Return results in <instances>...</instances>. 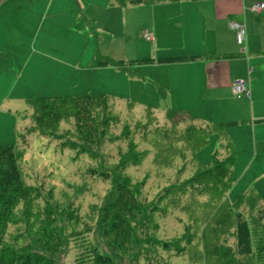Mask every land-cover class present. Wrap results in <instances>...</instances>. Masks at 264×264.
<instances>
[{
    "label": "rangeland",
    "instance_id": "374dc122",
    "mask_svg": "<svg viewBox=\"0 0 264 264\" xmlns=\"http://www.w3.org/2000/svg\"><path fill=\"white\" fill-rule=\"evenodd\" d=\"M257 2L264 0H243L241 14L245 8L255 15L251 8ZM244 22L248 29L247 19ZM149 49L143 58L151 57ZM22 61L17 59L16 68L0 73V146L10 145L18 152L27 184L88 221L77 223V236L66 237L64 219L75 212L57 213L51 205L53 222L41 229L34 248L42 260L98 264L94 256L101 254L111 264H264V176L232 174L224 180L226 186L199 184L212 168V154L218 150L225 156L220 136L197 150L186 138V116L177 115L185 111L164 106L153 86L137 80H127L115 91L102 92L106 87L99 84L63 88L73 97L101 93L108 100L51 103L44 118L46 130L41 131L30 100L40 97L42 87L28 79L29 69L21 76ZM46 89L45 96L64 92ZM171 111L176 115L170 118ZM93 169L115 172L121 188L118 183L113 186L115 176L106 179ZM17 188L18 178L5 192L12 201ZM44 195L33 201L27 220L43 212ZM4 209L7 206L0 204ZM24 225L21 221L8 228ZM239 225L248 229V246L245 238L241 240L246 247L239 246Z\"/></svg>",
    "mask_w": 264,
    "mask_h": 264
},
{
    "label": "crops",
    "instance_id": "0c3cea01",
    "mask_svg": "<svg viewBox=\"0 0 264 264\" xmlns=\"http://www.w3.org/2000/svg\"><path fill=\"white\" fill-rule=\"evenodd\" d=\"M242 3L0 0V73L16 68L17 59L23 60L18 68L21 76L31 71L28 79L40 84V97H73L63 88L90 89L98 84L106 87L102 92L115 91L127 80L153 86L164 106L185 111L177 115L186 116L182 120L187 127L225 125L209 137L208 142L220 136L226 144L225 156L216 150L212 163L214 157L222 160L234 154L232 174L263 177L264 11L252 15L243 8L242 15ZM245 19L247 44L242 47L231 22ZM145 31L152 39L143 36ZM148 46L151 57L143 58ZM100 57L128 65L123 69L95 66ZM175 57L200 58L162 61ZM238 79L249 83V97L234 95L232 84ZM47 86L54 91L60 88L63 95L45 96Z\"/></svg>",
    "mask_w": 264,
    "mask_h": 264
},
{
    "label": "trees",
    "instance_id": "16d2710c",
    "mask_svg": "<svg viewBox=\"0 0 264 264\" xmlns=\"http://www.w3.org/2000/svg\"><path fill=\"white\" fill-rule=\"evenodd\" d=\"M225 57H234L235 54H227L224 55ZM200 57H175V58H169L162 60L163 62H178V61H186V60H197ZM150 60H146L145 62H149ZM144 62V61H143ZM128 65L125 61H115L109 58H103L100 57L96 60L95 66L103 67V66H113L119 69L126 68ZM102 100L103 102H106L108 100L107 96L101 93H91L88 95H82L77 97H40L36 99L31 100V105L33 108V119L34 122L39 130H46V121H45V114L49 110L48 106L51 103H58L60 101H70V102H76V104H80L82 101L85 100ZM176 113L171 111L170 112V118L175 116ZM59 119L56 121V124L54 127H57L58 130V124ZM225 125H219L217 127H201V126H195L190 125L186 129V138L191 143L195 144L196 149L199 150L203 148L209 141V137L214 132H222ZM197 149V150H198ZM88 150V149H85ZM83 151V150H81ZM19 154L14 149L13 146L6 145V146H0V204H5V207L7 206V209L0 210V264H52L49 260H46L39 256V252L35 250V247L39 246V241L41 240V237L39 234L42 233L41 229L45 228L47 225V222H53V215L51 216L49 212L51 211L49 208L51 205H54L55 211L57 213H62L64 211H67L69 215L72 212H75L72 217H68L64 219V223L66 224L63 227V232L66 237H73L77 236L74 235L76 232L79 234L77 230V223H83L88 221L86 219H83L79 212L76 211L74 208L72 210H67V206H63L58 202L52 201V198L46 197L37 187L36 189L32 187L31 185L27 184L23 177V168L21 167V161L18 158ZM235 160V155L230 154L225 159H218L213 158V165L212 168L208 169L198 180L200 186L205 185V187H211L210 185H214L215 183H220V185L226 184L224 182L225 179H230L232 175L233 170V164ZM17 167L18 172H13V168ZM8 168V170H7ZM7 170V171H2ZM10 170V171H9ZM94 170V169H93ZM5 172V174L3 173ZM9 172V173H8ZM99 172V175L103 178L110 179L113 176H115L114 173L109 172H103V171H97L94 170V174H97ZM122 177V176H121ZM19 180V188L18 191L15 193L17 194L16 197H13V201L10 200V197H7L8 195L5 193L6 191H9L12 185L16 183V180ZM113 181V186H116L115 183H118V188H121V182L116 179ZM192 185V180L190 181ZM205 184H201L204 183ZM189 185V183H188ZM226 186V185H224ZM1 188L3 191H1ZM178 190H185L177 188ZM40 195H44L47 199V204L43 210L42 213H39L38 211L35 212L33 216H30L27 220V215L30 212V209L32 207V203L35 199H38ZM244 197V196H243ZM239 198L237 200V203L242 200V198ZM236 203V204H237ZM128 207V206H127ZM136 209V207H134ZM130 208V209H134ZM22 209V210H21ZM36 210V209H35ZM38 212V213H37ZM52 212V211H51ZM51 217V218H49ZM25 221L24 227L21 229H14L16 231H11V229L8 228L10 224H16L18 222ZM72 226H70V225ZM50 225V224H49ZM73 227V228H72ZM71 228V229H70ZM25 230V232H24ZM10 231L12 233L11 237H8L10 234ZM238 240H239V246L242 247L245 244V241L241 240L243 238L246 239V246L248 241V229L243 227L242 225H239L238 227ZM257 234L258 231H257ZM71 240V239H70ZM159 243V242H158ZM160 245H162L160 243ZM165 247H168V244H164ZM244 245V247H246ZM150 253H147L145 257H149ZM94 258L97 260L98 264H111L112 260L110 258H106L104 255L98 254L95 255ZM42 260V261H41Z\"/></svg>",
    "mask_w": 264,
    "mask_h": 264
},
{
    "label": "built area",
    "instance_id": "2783aa9c",
    "mask_svg": "<svg viewBox=\"0 0 264 264\" xmlns=\"http://www.w3.org/2000/svg\"><path fill=\"white\" fill-rule=\"evenodd\" d=\"M252 11L257 14L262 13L264 11V3H256L252 7ZM231 26L235 28L237 31V34H236L237 42L240 45H244L246 41V34H247L245 23L241 21H232ZM143 36L147 39H152L151 33L147 31L143 33ZM232 90H233L234 95L237 98H240L243 96L245 97L250 96V86L246 80H243V79L235 80L232 84Z\"/></svg>",
    "mask_w": 264,
    "mask_h": 264
}]
</instances>
